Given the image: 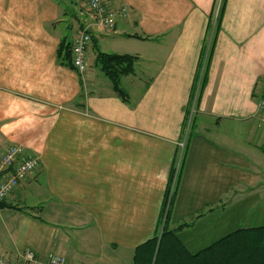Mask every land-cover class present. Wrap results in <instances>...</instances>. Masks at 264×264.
Instances as JSON below:
<instances>
[{
  "label": "crops",
  "instance_id": "0c3cea01",
  "mask_svg": "<svg viewBox=\"0 0 264 264\" xmlns=\"http://www.w3.org/2000/svg\"><path fill=\"white\" fill-rule=\"evenodd\" d=\"M105 1L128 9L112 32L81 0H0V160L12 146L40 159L5 201L17 210H0L6 259L134 264L164 221L179 158L167 226L189 224L177 237L190 253L264 227V0L226 1L210 60L223 0ZM86 26L81 76L58 50ZM97 52L139 58L121 79L128 102Z\"/></svg>",
  "mask_w": 264,
  "mask_h": 264
},
{
  "label": "trees",
  "instance_id": "16d2710c",
  "mask_svg": "<svg viewBox=\"0 0 264 264\" xmlns=\"http://www.w3.org/2000/svg\"><path fill=\"white\" fill-rule=\"evenodd\" d=\"M226 1L223 0L216 26H213L209 60L220 30ZM58 54L63 64L74 69L71 43H67L64 39ZM138 61V57L131 55L103 52H97L96 55L97 65L110 80L115 93L125 103L129 101V95L121 87V79L134 73ZM172 201L170 202L171 205ZM28 210L34 209L29 208ZM169 213L170 208L165 218L163 215L164 221H161L156 236L136 249L134 264H264V227L235 231L212 246L192 254L177 237V232L189 224H183L176 230H169L167 226Z\"/></svg>",
  "mask_w": 264,
  "mask_h": 264
},
{
  "label": "built area",
  "instance_id": "2783aa9c",
  "mask_svg": "<svg viewBox=\"0 0 264 264\" xmlns=\"http://www.w3.org/2000/svg\"><path fill=\"white\" fill-rule=\"evenodd\" d=\"M87 7L91 12L94 25L112 32L119 19L125 18L128 9L125 7L112 9L105 0H87ZM90 27V26H89ZM89 27H81L76 31L75 40L72 46V66L79 75L87 71L88 50L92 45V34ZM259 110L264 113V86L261 90L258 101ZM186 140V139H185ZM180 144L183 152L186 142ZM180 158L174 173V183L171 186L167 197V206H170L175 191L180 168ZM40 159L25 156L23 147L12 146L8 148L0 160V202H5L14 190L29 177L33 176L39 169ZM0 264H38L36 255L29 250L19 255V261L6 259L0 255ZM44 264H70L66 257L58 254H51ZM81 264V263H76Z\"/></svg>",
  "mask_w": 264,
  "mask_h": 264
},
{
  "label": "rangeland",
  "instance_id": "374dc122",
  "mask_svg": "<svg viewBox=\"0 0 264 264\" xmlns=\"http://www.w3.org/2000/svg\"><path fill=\"white\" fill-rule=\"evenodd\" d=\"M64 1H66V0H64ZM84 4H86L87 3V0H81ZM86 2V3H85ZM83 4V5H84ZM69 9H71V7H68ZM214 26H216V19H214ZM94 52H92V54H93ZM90 60V54L88 55V61ZM88 61H87V63H88ZM93 62V61H92ZM90 63H91V60H90ZM190 124H191V122H189V128H190V131H192V128H193V125H191L190 126ZM169 208H170V206H167V204H166V207H165V213H164V218L166 217V214H167V212H168V210H169ZM4 217H6V218H8L9 216H8V214H4ZM1 218V217H0ZM70 263V262H69ZM70 264H72V263H70Z\"/></svg>",
  "mask_w": 264,
  "mask_h": 264
},
{
  "label": "water",
  "instance_id": "95a60500",
  "mask_svg": "<svg viewBox=\"0 0 264 264\" xmlns=\"http://www.w3.org/2000/svg\"><path fill=\"white\" fill-rule=\"evenodd\" d=\"M3 209H13V210H17V207L9 206L5 202H0V210H3Z\"/></svg>",
  "mask_w": 264,
  "mask_h": 264
}]
</instances>
